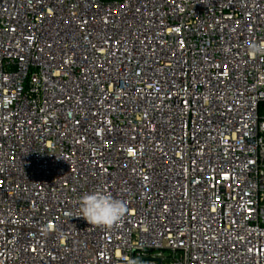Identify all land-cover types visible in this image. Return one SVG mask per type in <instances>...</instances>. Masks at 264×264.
Listing matches in <instances>:
<instances>
[{"label": "built area", "instance_id": "built-area-1", "mask_svg": "<svg viewBox=\"0 0 264 264\" xmlns=\"http://www.w3.org/2000/svg\"><path fill=\"white\" fill-rule=\"evenodd\" d=\"M253 42L264 0H0V264H264Z\"/></svg>", "mask_w": 264, "mask_h": 264}, {"label": "clouds", "instance_id": "clouds-1", "mask_svg": "<svg viewBox=\"0 0 264 264\" xmlns=\"http://www.w3.org/2000/svg\"><path fill=\"white\" fill-rule=\"evenodd\" d=\"M248 52L252 57L264 55V44L250 43ZM78 204L79 213L73 216L83 217L90 225L101 228L120 223L129 210L126 201L103 189L83 194Z\"/></svg>", "mask_w": 264, "mask_h": 264}]
</instances>
